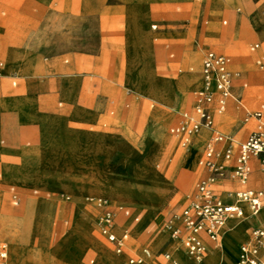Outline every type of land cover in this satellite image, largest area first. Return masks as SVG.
<instances>
[{"label":"rangeland","instance_id":"1","mask_svg":"<svg viewBox=\"0 0 264 264\" xmlns=\"http://www.w3.org/2000/svg\"><path fill=\"white\" fill-rule=\"evenodd\" d=\"M71 5L83 8L84 17H87L86 28L94 25L95 29L99 22L100 53L107 58L101 63V91L105 92L110 86L121 91L114 97L131 107L125 111L129 115L121 124L132 126L136 123L133 117L141 114L142 127L139 130L132 127V136L117 132L115 138L110 137V140L116 139L115 145L106 144L103 150L91 149L90 141L85 138L83 148H79V144L73 158L57 154L40 159L34 156L37 151L33 146L25 148L21 153L22 163L4 169L5 180L0 168V245L3 242L8 244V264H13V243L16 242L24 244L21 264L24 260L33 264H130V260L138 256L143 258V262L134 264H168L170 261L164 258L163 252L168 250L167 240L172 229L167 227V223L179 216L195 198L196 185L205 174L199 161L206 142L214 134L211 131L203 140L193 141L190 148L180 146L177 140H173L171 145L170 127L182 120V113H194L196 100L193 105L192 96L195 97L201 86L187 87L183 93L190 98L187 105L182 98L177 100L176 91L180 89V81L185 74L190 75L198 66L201 69L205 49L225 53L229 57L233 77L237 79L232 81L236 100L226 111L211 110L219 124L216 129L233 135V129L240 124L242 132L249 128L248 124H243L247 110L255 111L264 99V73L257 64V60L264 56V0H233L229 3L225 0H0V18L34 23L35 19L41 20L51 10ZM212 24L225 38L237 41L239 48H233L236 57L217 47L214 38L206 35ZM7 32L6 40L0 34V83L15 88L22 79L15 74L1 73L6 66V50L11 46V37L19 33L26 39L39 30L4 31ZM252 42L260 44L258 50H250ZM242 52L247 53L246 60H243ZM141 54L146 57L147 64L140 58ZM13 66L24 67L19 60ZM43 74L37 73L39 76L29 83L41 85L42 80L48 78H43ZM80 75L81 85L92 84V73ZM49 79L58 81L59 77L51 76ZM24 82L27 84L28 79ZM143 101L147 102V109L141 108ZM218 115H227L229 120H218ZM110 126L107 121L101 124L102 129ZM92 127L78 125L75 127L77 131L71 133L72 126L57 124L53 126V140L63 137L81 140L85 134L96 139L97 134L89 132L93 131ZM62 130L67 132L62 133ZM207 133L205 130V135ZM6 136V132L0 136V143L5 148L8 145ZM29 143L30 140L26 142ZM73 144L59 140L53 145L58 146L55 147L57 149L74 150ZM191 159L194 166H188ZM19 161L7 152L0 156V164ZM259 167L256 164L258 174ZM120 179L133 180L130 190L121 191L140 198L139 202L116 190L104 189L106 181L118 187ZM101 199L114 210L123 206L131 212L130 216L122 210L115 214L116 235L126 241L120 253L115 251L114 244L98 225ZM149 208L153 211L146 223ZM244 209L242 218L227 222L228 225L220 230L222 237L216 249H226L234 255L238 253V234L242 241L247 238L241 225L247 220L250 210L247 206ZM257 214L264 220V207ZM135 217L138 219L134 220ZM26 219L32 222L30 233L24 227ZM42 219L40 227L39 220ZM134 225L139 229L134 230ZM233 228L237 233L230 237L235 231ZM249 230L247 228V233ZM157 239L159 242L155 244ZM145 248L151 252L149 258L142 254ZM211 251L206 246L201 264L211 263ZM42 253L44 263L40 260ZM173 257L184 264L180 256ZM113 258L118 262L115 263Z\"/></svg>","mask_w":264,"mask_h":264},{"label":"crops","instance_id":"2","mask_svg":"<svg viewBox=\"0 0 264 264\" xmlns=\"http://www.w3.org/2000/svg\"><path fill=\"white\" fill-rule=\"evenodd\" d=\"M225 1L226 3H229L233 0ZM86 18L87 17H84L83 8L78 5L65 6L60 7V9L51 10L41 20H39L40 18H38L37 21L35 19L34 23L31 21L26 23H22L19 21L10 22L5 20L3 17L0 18V34L3 40L8 39L9 35V32L4 33V31H20L25 29L39 30L37 34L33 36L30 35L26 39L24 37H21L19 33H15V35L11 37V42L9 43L11 46L8 47L6 50V66L1 73L15 74L16 76L22 79V82L19 86L15 88H11L5 83H0V136H4V132H6L8 136H6L8 141L7 148H5L0 143V156L4 155V152H7L10 155L20 159L18 163L2 162L0 164L3 179L4 169L7 166H9L8 168H11L14 166H18L22 163L21 153L22 150L25 148L33 146V148L37 151L36 155L34 156L40 159H46V157H51L53 155L56 156L57 154L59 155V157L73 158L77 155L76 151L78 145H81L79 148H83L82 146L84 144L85 138L90 141L91 149L94 147L97 150H103L106 144L115 145V143L117 142L116 139L110 140V137L115 138L117 132H120L122 135L125 136H132V127H134L135 130H139L142 127L141 114H137V116L133 117L134 121H136L134 125L126 126L124 124H121V122L124 121L129 115L125 111L131 109L130 105H127L121 100H116V98L114 97V94H121V91H117L113 86H110L105 92L101 91V87L99 86V76L101 70H103V68L101 69V63L105 62L107 58L105 56L103 57L100 53L99 22L96 23L95 29L94 25H92V28L89 29L85 27ZM91 19L93 20L94 17H91ZM57 21L59 23V28H57ZM208 31L209 32L206 35L208 37L214 38V40L216 41L215 45L217 47L226 51L233 57H236L237 54L235 53L233 48H239V45L237 41L234 40V38H225L222 32L217 29L215 24L210 25L208 27ZM255 43L258 42H252L250 44L249 48L251 51H256L259 49V43L258 48H253V45ZM209 50H213L217 53L226 55L225 53L219 52L212 48L205 49L203 51L200 63L201 72L203 67L204 56ZM242 55L243 58H245L247 53L242 52ZM226 56L228 57V55ZM141 57L147 64L146 57H144L143 54L140 55V58ZM262 58H264V56L257 60V64ZM7 60L9 63L8 65ZM17 60H19L20 65L24 67H20V69L15 68L13 65ZM150 70L151 73H153V69L150 68ZM37 73H44L43 76L45 77L43 78L57 76L59 77V79L58 81L52 79L48 80V78L43 79V83L39 86L29 83V81H31L33 78L39 76L37 75ZM80 73H92V84L81 85ZM26 78L28 79L27 84L24 82ZM233 80L237 79L233 77ZM262 84L264 85V78L262 80ZM125 87L127 86L125 85ZM192 99V104L194 105L195 97L192 96ZM233 100L236 99L233 95L232 89V96L227 101L225 111ZM262 102H264V99L259 103L257 109L260 107ZM177 103L179 105H183L180 102ZM238 103L241 104L239 101ZM147 105V102L143 101L141 104V108L147 109ZM216 105L217 103L215 101L212 104V110H214ZM248 111L249 110H247V112ZM185 114L195 115V107L194 113H182V119ZM226 119L229 120L227 115ZM105 121L109 122L111 126L107 129H102L101 124ZM214 122L216 128V126L219 124H217V122L215 121V117ZM256 122L257 121L253 118L248 121H245L243 124H248L249 128L244 132L240 131L242 128V124L238 125L236 128L233 129V137L235 139V150H237L239 143L247 139L248 135L255 128ZM57 124L63 126H72L73 128L71 129V133L77 131L75 127H77L78 125H83L84 127L88 128L93 126V131L89 132L91 135L92 133L97 134V138L95 139L94 137H91L88 134H85V136L81 140L73 137H63L59 140H67V144L70 145L71 143H75V145H73L74 150L63 149L60 147L59 149H57L55 147L58 146L53 145L59 141L53 140V126ZM176 124H173L172 126ZM204 129L208 132L205 136H199L197 135L198 133L193 136L175 135L170 132V135L172 137L171 145L173 143V140H177L180 143V146L184 148H187L189 146L190 148L193 141L197 139L203 140L209 134V132H211V130L209 129ZM63 132L67 131L62 130V133ZM236 137H238V140L236 139ZM28 140H30V143L26 144ZM184 141H186L187 143L185 146L183 145ZM171 145L168 148H170ZM168 148H164L163 150H166ZM52 149L59 150V152H55L56 150L53 151ZM48 151L50 152L48 153ZM203 156L204 152L202 157ZM184 158L185 156L183 157V162ZM194 163V160L192 161L191 159L188 166H194ZM227 164L229 166V170L232 171L234 167V159L227 161ZM256 164H259L258 160L252 159V173L246 186L251 188L264 189V174L262 173L261 169L259 171V174L256 173ZM202 167L205 170V174L203 176L205 177L208 174V171L204 166ZM257 180H260L261 182L258 184ZM198 183L196 187L198 186ZM229 183L231 187L228 186ZM237 187H239V183L235 178L232 177L231 174H229L228 177L222 179L221 181H218L215 184V190L222 196H225L227 191L236 189ZM244 206L249 207L246 204L243 205V208ZM152 209L153 208H149L148 210L149 216L146 220V223L152 216ZM117 210H122L127 216L131 215L130 210L123 206H120ZM117 210H114L115 214ZM250 216L252 218L245 220L241 225L242 231L247 235V238L244 241L248 239L253 227L258 225H264V220L260 216H258V214L253 215L250 211ZM137 219V217L134 218V220ZM247 228L250 229L248 233ZM133 229L138 230L139 228L137 227V225H134ZM221 237L222 234H220L218 241H212L208 237L204 236V242L206 246H209L212 249L209 255V257L212 258L210 264H235L239 256L238 253L240 245L244 241L241 240V236L238 234L237 237L239 238V240L236 246V250L238 253L234 255L226 249L215 248L220 246ZM174 241L175 240H173L169 236L167 240L168 250H164L163 252L164 258L170 261L171 264H180V262L176 258H174L173 254L170 252V247L173 246ZM158 242L159 239H157L155 244H158ZM176 243L177 250L180 253L184 254L185 260H189L186 256L188 254L185 252L184 246L179 241H177ZM149 252V249L145 248L143 249L142 254L144 255V257L149 258L151 256V252ZM9 253L10 249L8 247L7 264L9 262ZM165 253H169L170 257L167 258L165 256ZM43 256L44 253H42L40 260H42V262L44 263L45 257ZM136 258L141 257L138 256ZM25 264L33 263L27 261V263Z\"/></svg>","mask_w":264,"mask_h":264},{"label":"built area","instance_id":"3","mask_svg":"<svg viewBox=\"0 0 264 264\" xmlns=\"http://www.w3.org/2000/svg\"><path fill=\"white\" fill-rule=\"evenodd\" d=\"M255 43L253 48H258ZM229 58L216 51L209 50L203 59V86L195 93V115L185 114L183 119L170 128L175 135L193 136L206 128L214 131L207 141L204 156L199 163L208 174L197 186L195 198L183 209L179 216L170 220L167 227L172 229L170 237L179 241L185 252L198 259L206 251L204 236L218 241L220 228L226 220L244 215L243 205L249 206L256 215L264 206V189L247 187L252 173V159H257L264 174V102L255 111H248L245 121L255 119L256 126L247 139L238 144L235 150L233 135L223 133L215 128L211 113L212 104L223 112L227 101L232 96L233 74L229 67ZM259 67L264 73V58L259 60ZM186 141L183 142L185 146ZM221 145V146H220ZM234 159V167L229 170L227 161ZM232 175L239 187L227 191L222 196L215 190V184ZM102 212L98 217L101 232L114 244L117 253L125 247L124 237L114 232L115 212L104 200L99 201ZM167 258L169 253H165ZM8 245L0 247V264H7ZM141 258H132L131 263H140ZM178 264V263H176ZM235 264H264V225L252 228L250 235L239 248V256Z\"/></svg>","mask_w":264,"mask_h":264},{"label":"bare ground","instance_id":"4","mask_svg":"<svg viewBox=\"0 0 264 264\" xmlns=\"http://www.w3.org/2000/svg\"><path fill=\"white\" fill-rule=\"evenodd\" d=\"M226 2V1H225ZM247 59V57H245V58H243V60H246ZM235 76H236V73H235ZM201 86L202 87V85H203V74H202V72H201V69L199 68V66L197 67V69L193 72V73H191L190 75H186L185 74V76H183V78L181 79V81H180V89L178 90V91H176V93H177V100H178V98H182L183 99V101H184V104L185 105H187L189 102H190V98L189 97H186V96H183V93L185 92V90L187 89V87H189V86H192V87H197V86ZM217 118H218V120H221L222 121V119L224 120V119H226V117L224 116V115H218L217 116ZM204 132H199L197 135H199L200 133H201V136L202 135H205V130H203ZM74 145V144H73ZM123 150V149H122ZM136 175V174H135ZM254 180V179H253ZM133 180H128V179H120V181L118 182V184L116 185V186H118V187H115V185H114V183H112V182H109V181H106V186L104 187V189H108V190H112V191H114V190H116V191H118V192H121V193H124V195H127V196H129L130 198H133V199H135L136 201H138V199H140V198H138V197H136L135 195H132L131 193H129V192H122L121 190H130L131 189V187H133L132 186V182ZM261 181L260 180H257V183L259 184ZM117 183V182H116ZM86 186H90V185H86ZM94 186V185H93ZM95 188H99V187H97V186H94ZM104 196V195H103ZM100 198V197H99ZM140 201V200H139ZM138 201V202H139ZM245 205V204H244ZM250 210V209H249ZM251 211V210H250ZM250 211H249V214H248V216H247V218L246 219H251L252 217L250 216ZM243 217V216H242ZM242 217H237V218H231V219H228V220H226L225 221V223L223 224V226L220 228V230L227 224V222H229V221H231V220H237V219H240V218H242ZM44 219H42V220H39V222H40V227L42 226V221H43ZM243 221V220H242ZM36 222V221H35ZM38 222V223H39ZM31 220L29 219H26V223H25V225H24V227H25V229H26V231H28L29 233L31 232ZM38 223H36V225H38ZM231 223V222H230ZM237 223V222H236ZM231 224H234V223H231ZM228 225V224H227ZM238 226V225H237ZM35 228V227H34ZM234 230H235V228H233ZM237 233V230H235L233 233H231L230 234V237L231 236H234L235 234ZM177 240H175L174 241V244H173V248L170 250V252L173 254V256H176V255H178V256H180V258L182 259V261H183V263L184 264H201V262H202V260H203V256H201L200 258H198V259H196V258H194V257H192V256H189V255H186L187 257H188V259L189 260H185L184 259V254H180L179 252H177L178 250H177ZM13 258H14V260H13V264H21L20 262H21V251H22V246H24V244H22L21 242H16V243H13ZM208 247V246H207ZM228 247H230L229 245H228ZM24 249V248H23ZM204 255V254H203ZM238 255H239V253H238ZM115 263H117L118 262V259L117 258H113L112 259ZM210 260H212V258L210 259ZM142 262H143V258H142ZM22 263L23 264H25V263H27V260H26V262H25V260L24 261H22ZM182 263V262H181ZM148 264V263H147ZM168 264H170V262L168 263Z\"/></svg>","mask_w":264,"mask_h":264}]
</instances>
